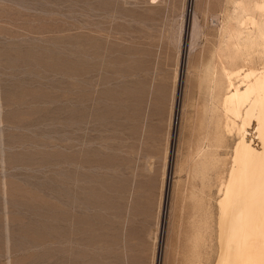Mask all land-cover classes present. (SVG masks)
Wrapping results in <instances>:
<instances>
[{"label":"rangeland","instance_id":"374dc122","mask_svg":"<svg viewBox=\"0 0 264 264\" xmlns=\"http://www.w3.org/2000/svg\"><path fill=\"white\" fill-rule=\"evenodd\" d=\"M237 1L0 0V264L216 263L237 139L221 129L220 54ZM239 54L233 67L264 65V53L247 64ZM104 124L117 140L129 125L143 130L146 145L127 141L118 154L146 155L144 177L129 178L156 183L157 203L149 234L119 194L94 243L82 162L89 151L98 174ZM255 127L246 139L259 147ZM116 170L123 181L128 165Z\"/></svg>","mask_w":264,"mask_h":264},{"label":"bare ground","instance_id":"6f19581e","mask_svg":"<svg viewBox=\"0 0 264 264\" xmlns=\"http://www.w3.org/2000/svg\"><path fill=\"white\" fill-rule=\"evenodd\" d=\"M237 5L242 13L229 28L225 52L220 54L221 129L224 135L235 132L237 139L219 188L220 252L215 264H264V65L232 66L239 53L246 64L264 53V0H238ZM252 121L259 147L246 139Z\"/></svg>","mask_w":264,"mask_h":264},{"label":"crops","instance_id":"0c3cea01","mask_svg":"<svg viewBox=\"0 0 264 264\" xmlns=\"http://www.w3.org/2000/svg\"><path fill=\"white\" fill-rule=\"evenodd\" d=\"M105 110L106 109L104 108V114H106ZM108 113H110L112 116L115 115V112L111 107L108 109ZM138 129L139 126L137 124L129 125V134H127L126 138L127 140H117L118 129L115 125L104 124V128L97 130L99 132V138L97 140L99 149L94 159H96V162L99 165L98 174L97 172H94L95 175H89V166L86 168L87 164L90 163L89 151L87 152V158L85 152L83 154L82 205L84 211H87L89 216H92V219L89 217L87 226L89 227L91 233L96 236L95 237L92 235L94 237V243L96 241H100L107 214L116 208L119 194H121L122 202L126 206L129 216L140 218V214L144 213L145 217L149 219V225L147 226L149 227V234L152 229V220L154 219L157 203L156 183L151 185L148 179L145 180L146 177L145 179H141L138 182H131L129 178V176L133 175L134 173L136 174L137 178L135 180H138L139 176L144 177L142 175L144 171H147L144 165L147 163L146 155L141 152V155L138 156L137 152L132 154V152L129 151V155L126 153L123 154L122 152V156L120 158L118 154V152H120L119 145H124L127 141L129 146L134 143V146H136V151L137 145L141 147L146 145V141H144V138L141 134L143 130L141 129L139 135ZM115 147L118 150L117 154ZM119 163L122 165H128V171H126L127 177L121 182L116 180L118 179L116 176V165ZM136 163L142 164V169H138V167L135 166ZM129 164H132L131 169ZM49 182L52 181L50 180ZM52 187L53 182L51 183L50 187L51 192H53ZM83 223L86 224L85 218ZM136 237L140 239L142 238V232H140V230L137 231Z\"/></svg>","mask_w":264,"mask_h":264}]
</instances>
